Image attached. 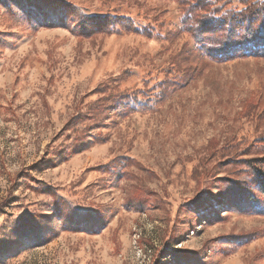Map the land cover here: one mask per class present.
Masks as SVG:
<instances>
[{
  "label": "rangeland",
  "instance_id": "1",
  "mask_svg": "<svg viewBox=\"0 0 264 264\" xmlns=\"http://www.w3.org/2000/svg\"><path fill=\"white\" fill-rule=\"evenodd\" d=\"M261 2L0 0V264H264Z\"/></svg>",
  "mask_w": 264,
  "mask_h": 264
},
{
  "label": "trees",
  "instance_id": "2",
  "mask_svg": "<svg viewBox=\"0 0 264 264\" xmlns=\"http://www.w3.org/2000/svg\"><path fill=\"white\" fill-rule=\"evenodd\" d=\"M254 5L255 4L247 7L239 14H236L238 13L236 10L233 12L228 11L227 16L223 17L220 21H215V23L208 27H202L203 29L201 28L202 30L198 33L205 35H202L204 38L203 40L196 39L198 45L200 46L202 43L204 46L209 47L208 54L210 56L216 55L215 52L218 54L230 48L232 50L240 45L250 44L252 48H255L256 45H263L264 2L259 4V8ZM191 6L197 8L198 3L195 6L191 4ZM189 11L192 13L193 9H188L186 11L187 15L185 16V20H189L188 22L192 31H198L200 28L196 30L195 25L198 24V21L204 16H198V14H196V17H193L189 14ZM204 12H207V10H204ZM216 13L217 11H215V14ZM231 16L234 18H231ZM257 161V164L255 160L251 164L255 173L254 183H256L259 192L264 197V156L258 158Z\"/></svg>",
  "mask_w": 264,
  "mask_h": 264
}]
</instances>
